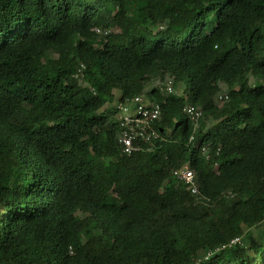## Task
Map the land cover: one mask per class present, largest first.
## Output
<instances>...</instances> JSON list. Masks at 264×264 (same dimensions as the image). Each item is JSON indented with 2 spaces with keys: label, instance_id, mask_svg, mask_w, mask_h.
<instances>
[{
  "label": "trees",
  "instance_id": "16d2710c",
  "mask_svg": "<svg viewBox=\"0 0 264 264\" xmlns=\"http://www.w3.org/2000/svg\"><path fill=\"white\" fill-rule=\"evenodd\" d=\"M0 264H264V0H0Z\"/></svg>",
  "mask_w": 264,
  "mask_h": 264
},
{
  "label": "built area",
  "instance_id": "2783aa9c",
  "mask_svg": "<svg viewBox=\"0 0 264 264\" xmlns=\"http://www.w3.org/2000/svg\"><path fill=\"white\" fill-rule=\"evenodd\" d=\"M81 77V71L78 70L75 78ZM154 88L162 95L172 96L177 94L174 80L171 77L157 79ZM216 103L221 105L228 100L226 91H222L216 96ZM116 118L122 131L118 137V143L121 152L125 156H131L138 152L148 150L153 143L159 139L157 131L154 129V123L159 120L161 107L157 102H153L146 94H140L132 98H126L119 101L114 106ZM184 113L188 116L194 128L197 127L198 121L202 117V110L193 105H187ZM193 140V137H190ZM206 154L207 150L202 149ZM173 177L187 185L190 192L198 196L199 190L194 181V174L189 163L184 164L181 168L172 172ZM239 242L234 239L230 244Z\"/></svg>",
  "mask_w": 264,
  "mask_h": 264
},
{
  "label": "rangeland",
  "instance_id": "374dc122",
  "mask_svg": "<svg viewBox=\"0 0 264 264\" xmlns=\"http://www.w3.org/2000/svg\"><path fill=\"white\" fill-rule=\"evenodd\" d=\"M154 84H155V81L150 85L149 88H150V89H151V88L154 89ZM186 87H187V84L184 83V84L180 85L179 88L176 89V91L178 90L179 92H181V91H183L184 89H186ZM175 88H176V87H175ZM178 91H177V92H178ZM223 91L225 92L226 90L223 89Z\"/></svg>",
  "mask_w": 264,
  "mask_h": 264
}]
</instances>
